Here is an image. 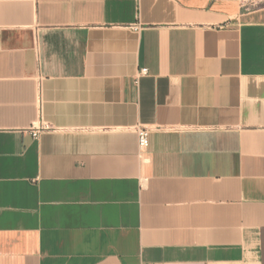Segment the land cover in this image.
Here are the masks:
<instances>
[{"label": "crops", "instance_id": "obj_1", "mask_svg": "<svg viewBox=\"0 0 264 264\" xmlns=\"http://www.w3.org/2000/svg\"><path fill=\"white\" fill-rule=\"evenodd\" d=\"M246 3L0 0V264H264Z\"/></svg>", "mask_w": 264, "mask_h": 264}, {"label": "built area", "instance_id": "obj_2", "mask_svg": "<svg viewBox=\"0 0 264 264\" xmlns=\"http://www.w3.org/2000/svg\"><path fill=\"white\" fill-rule=\"evenodd\" d=\"M138 26H134V28H137ZM141 72L145 73L146 70L142 69ZM37 129H34L32 132L33 136H36ZM134 131L136 134L137 139V148L139 152H144L148 147V134H149V128H147L144 125H136L134 127Z\"/></svg>", "mask_w": 264, "mask_h": 264}, {"label": "rangeland", "instance_id": "obj_3", "mask_svg": "<svg viewBox=\"0 0 264 264\" xmlns=\"http://www.w3.org/2000/svg\"><path fill=\"white\" fill-rule=\"evenodd\" d=\"M264 4V0H247L246 7L252 9Z\"/></svg>", "mask_w": 264, "mask_h": 264}]
</instances>
